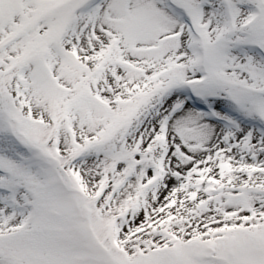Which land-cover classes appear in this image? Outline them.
Masks as SVG:
<instances>
[{"label": "snow or ice", "instance_id": "6c2138e0", "mask_svg": "<svg viewBox=\"0 0 264 264\" xmlns=\"http://www.w3.org/2000/svg\"><path fill=\"white\" fill-rule=\"evenodd\" d=\"M0 264H264V0H0Z\"/></svg>", "mask_w": 264, "mask_h": 264}]
</instances>
